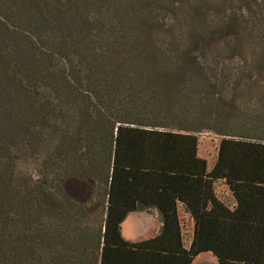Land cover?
Instances as JSON below:
<instances>
[{
  "label": "trees",
  "instance_id": "1",
  "mask_svg": "<svg viewBox=\"0 0 264 264\" xmlns=\"http://www.w3.org/2000/svg\"><path fill=\"white\" fill-rule=\"evenodd\" d=\"M203 255L264 264V0H0V264Z\"/></svg>",
  "mask_w": 264,
  "mask_h": 264
},
{
  "label": "rangeland",
  "instance_id": "2",
  "mask_svg": "<svg viewBox=\"0 0 264 264\" xmlns=\"http://www.w3.org/2000/svg\"><path fill=\"white\" fill-rule=\"evenodd\" d=\"M219 142L220 137H216L213 134L207 133L200 136V154L203 158L209 161L210 166L215 160ZM89 192L90 187L83 186L82 182L78 184L77 187H74L72 189V195L79 200L85 199L88 196ZM219 192L223 196H227V192L224 190V188H220ZM133 217L124 226L126 228V236L125 233L124 236L131 241L137 242L150 239L158 234L162 228V222L160 221V218L156 212H153L152 214L139 212L135 216V218ZM137 218L139 219V221L137 220ZM187 233L190 234L189 232ZM127 235H129V237ZM52 252L55 257L59 256V250L54 245H52ZM194 264H218V262L212 255H203L199 257Z\"/></svg>",
  "mask_w": 264,
  "mask_h": 264
},
{
  "label": "crops",
  "instance_id": "3",
  "mask_svg": "<svg viewBox=\"0 0 264 264\" xmlns=\"http://www.w3.org/2000/svg\"><path fill=\"white\" fill-rule=\"evenodd\" d=\"M137 215V214H136ZM135 214H133V215H131L129 218H128V220L124 223V225H123V231L125 232V236H126V228L124 227L126 224H127V222L130 220V219H132V217L133 218H135V216H136ZM137 220L139 221V219L137 218ZM128 237H129V235H127Z\"/></svg>",
  "mask_w": 264,
  "mask_h": 264
}]
</instances>
